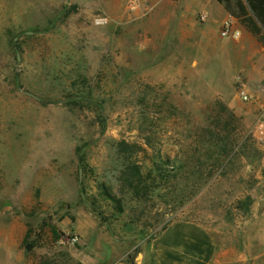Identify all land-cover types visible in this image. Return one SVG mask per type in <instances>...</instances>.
Returning a JSON list of instances; mask_svg holds the SVG:
<instances>
[{
    "label": "rangeland",
    "instance_id": "obj_1",
    "mask_svg": "<svg viewBox=\"0 0 264 264\" xmlns=\"http://www.w3.org/2000/svg\"><path fill=\"white\" fill-rule=\"evenodd\" d=\"M262 46L264 0H0V264H150L179 220L244 264Z\"/></svg>",
    "mask_w": 264,
    "mask_h": 264
},
{
    "label": "crops",
    "instance_id": "obj_2",
    "mask_svg": "<svg viewBox=\"0 0 264 264\" xmlns=\"http://www.w3.org/2000/svg\"><path fill=\"white\" fill-rule=\"evenodd\" d=\"M222 8V6H220ZM258 74L264 86V47L260 49ZM254 180L261 188H253V198L243 217L236 218L235 224L226 229L229 238H242L244 264H264V173ZM259 193V195H258ZM215 225V231L224 232ZM227 250V251H225ZM237 249L223 240H217L211 229L197 220H179L169 224L157 235L149 248L150 264H228L237 258Z\"/></svg>",
    "mask_w": 264,
    "mask_h": 264
},
{
    "label": "built area",
    "instance_id": "obj_3",
    "mask_svg": "<svg viewBox=\"0 0 264 264\" xmlns=\"http://www.w3.org/2000/svg\"><path fill=\"white\" fill-rule=\"evenodd\" d=\"M221 36L231 37L235 40H242L244 37L242 31L236 26L235 20L232 17L227 18L223 22ZM239 94L243 100H250L251 96L245 89H240ZM252 133L260 145L264 147V112L260 115V118L253 126Z\"/></svg>",
    "mask_w": 264,
    "mask_h": 264
},
{
    "label": "water",
    "instance_id": "obj_4",
    "mask_svg": "<svg viewBox=\"0 0 264 264\" xmlns=\"http://www.w3.org/2000/svg\"><path fill=\"white\" fill-rule=\"evenodd\" d=\"M27 93L30 94V95H34L33 93H31V92H29V91H28ZM29 249H31V247H29Z\"/></svg>",
    "mask_w": 264,
    "mask_h": 264
}]
</instances>
